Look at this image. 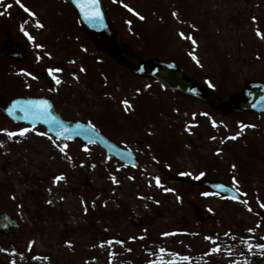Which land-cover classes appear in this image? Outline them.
I'll return each instance as SVG.
<instances>
[{
	"label": "rangeland",
	"instance_id": "1",
	"mask_svg": "<svg viewBox=\"0 0 264 264\" xmlns=\"http://www.w3.org/2000/svg\"><path fill=\"white\" fill-rule=\"evenodd\" d=\"M144 1L115 0L121 7L110 8L118 40L144 58L177 63L211 85L225 108L246 80H264V37L257 35L264 33V0H155L156 8ZM21 3L30 11L16 0L0 2V44L26 51L18 60L1 49L0 101L51 94L63 116L91 122L141 163L130 167L98 144L57 140L0 112V213L17 218L20 227L9 235L23 243L0 247V264H264L256 247L264 244V114L219 109L134 74L80 29L66 3ZM125 17L137 25L125 26ZM48 67L60 69L52 71L55 86L40 76ZM23 128L29 131L21 136ZM170 172L191 175L175 184ZM201 178L227 182L244 201L190 182ZM194 201L207 222L196 220Z\"/></svg>",
	"mask_w": 264,
	"mask_h": 264
},
{
	"label": "water",
	"instance_id": "2",
	"mask_svg": "<svg viewBox=\"0 0 264 264\" xmlns=\"http://www.w3.org/2000/svg\"><path fill=\"white\" fill-rule=\"evenodd\" d=\"M76 8L80 14L81 22L85 25V30L90 34L99 37L100 43L110 47L114 56L120 61L129 65L137 73L151 74L157 80L168 87L176 90H183L199 98L208 100L215 105H220L219 98L214 94L208 85L199 84L196 80L187 76L182 69L171 62H166L156 58L141 60L127 45L114 47L111 38L115 34L113 25L109 22L104 0H97L96 9L101 13L100 19H91L86 11L81 10L82 0H67ZM96 9H89L94 11ZM244 97L235 96L232 98L230 108L241 111L264 112V81L249 80L244 86ZM46 101L47 109L38 102ZM0 109L6 112L15 121H26L32 124H44L48 131L58 138H80L83 142H99L107 151L124 160L126 163L136 165L138 158L130 151L118 147L99 133L91 124L80 120H65L55 111V108L48 99H23L18 98L8 102L0 103ZM54 118V119H53ZM172 181H180L183 176L170 175ZM199 183L211 189L230 194L233 198H241L239 193L229 185L221 181L201 180ZM199 219L207 218V214L194 204ZM129 218L137 225L141 221L132 216ZM17 222L7 213L0 215V229L6 231L17 229Z\"/></svg>",
	"mask_w": 264,
	"mask_h": 264
},
{
	"label": "snow or ice",
	"instance_id": "3",
	"mask_svg": "<svg viewBox=\"0 0 264 264\" xmlns=\"http://www.w3.org/2000/svg\"><path fill=\"white\" fill-rule=\"evenodd\" d=\"M16 3H17V4H20V7L24 8V11H25V12H29V11H30L26 6H24V5L21 3V0H16ZM96 4H97V0H82L81 5H80V6H81V10H82V11H86V14H87V15L89 16V18H91V19H100V18H101V13L99 12L98 9H96ZM7 7H11V5H8ZM124 7L127 8L130 12H133L134 15L138 16L139 19H141V20L144 19V17H143L142 15H140L139 12H135V10L132 9L131 7H129L128 4H124ZM89 9H96V10H94V11H89ZM31 15L34 16L35 13H31ZM172 15L175 16V15H177V13L173 12ZM253 19H255V18H253ZM37 23L39 24V21H37ZM128 23L131 24L132 22H131V21H128ZM41 26H42V25H41ZM25 34L28 35L27 33H25ZM179 35H180L181 37H185V34H184L183 32H181ZM257 35H260V36L264 37V33H260L259 31H257ZM28 38H29L30 40L33 39V37H32L31 35H28ZM185 38H187V39H191L193 44L196 43V41H195L194 39H192L191 36H188V37H185ZM36 46H37V47H42V46L39 45V44H37ZM193 59H196V57L193 56ZM197 63H199V60H197ZM81 70H83V69H81ZM22 71H23V70H22ZM52 71H60V69H53V70H50V72H52ZM29 75H30V73H29ZM57 83H59V80H57ZM38 103H39L40 105L43 106V109H45V110L47 109L48 105H47V102H46V101H41V102H38ZM121 103L124 104V105H126V106L129 105V101H128V100H123V101H121ZM205 115H207V114H205ZM53 119H54V118H53ZM213 126H215V121H213ZM241 127L244 128V127H253V126H252V125H243V124H242ZM28 131H29V129H27V128L20 129V131H19V135L23 136V135H24L26 132H28ZM40 134H41V135H47V133H40ZM8 135H9V137H12V136L16 135V133H14V132H9ZM236 135H239V133H237ZM231 138H232V139H235L236 136H232ZM53 143H54V141H53ZM58 147H60V146H58ZM66 148H67V145L62 146V147H60V151H61V152H64ZM233 167H235V165H233ZM184 175H191V173H184ZM199 175H200V176H203L204 173L201 172ZM197 178H199V177H197ZM60 179H62V176H57V177H55V180H56V181H59ZM113 180H115L114 177H113ZM157 184H159V178H157ZM165 191H173V189H165ZM205 195H207V193H205ZM49 203H51V202L49 201ZM261 207H264V205H261ZM249 231H252V229H249ZM66 243H69V245L71 244L70 241H69V242H66ZM108 243H111V241H109ZM256 247H259V248L264 249V244H258V245H256ZM160 251L163 252L164 249H161ZM184 259H188V258H187V257H184Z\"/></svg>",
	"mask_w": 264,
	"mask_h": 264
},
{
	"label": "bare ground",
	"instance_id": "4",
	"mask_svg": "<svg viewBox=\"0 0 264 264\" xmlns=\"http://www.w3.org/2000/svg\"><path fill=\"white\" fill-rule=\"evenodd\" d=\"M22 245L23 243L21 241V237L0 232V247L2 250H20V248H22Z\"/></svg>",
	"mask_w": 264,
	"mask_h": 264
},
{
	"label": "flooded vegetation",
	"instance_id": "5",
	"mask_svg": "<svg viewBox=\"0 0 264 264\" xmlns=\"http://www.w3.org/2000/svg\"><path fill=\"white\" fill-rule=\"evenodd\" d=\"M129 21V18L128 17H125L124 19H123V22H128Z\"/></svg>",
	"mask_w": 264,
	"mask_h": 264
}]
</instances>
